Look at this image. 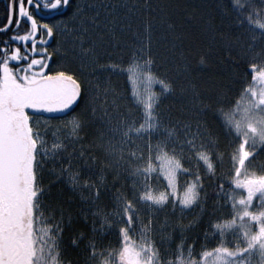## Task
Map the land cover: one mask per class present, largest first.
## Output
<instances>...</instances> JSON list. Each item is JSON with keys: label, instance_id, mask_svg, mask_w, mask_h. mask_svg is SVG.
Returning <instances> with one entry per match:
<instances>
[{"label": "snow or ice", "instance_id": "snow-or-ice-1", "mask_svg": "<svg viewBox=\"0 0 264 264\" xmlns=\"http://www.w3.org/2000/svg\"><path fill=\"white\" fill-rule=\"evenodd\" d=\"M204 9L203 32L227 51L225 78L241 81L235 107L223 87L201 90L177 48L186 21L151 0H9L0 25V264H264V171L249 167L264 155V0ZM140 17L127 67L104 61ZM154 42L179 56L176 79L155 72ZM125 72L146 86L132 91L134 111L111 86V74ZM170 97L175 112L162 109ZM186 151L195 170L177 158ZM206 182L215 183L211 196ZM197 229L202 236L191 237Z\"/></svg>", "mask_w": 264, "mask_h": 264}, {"label": "trees", "instance_id": "trees-1", "mask_svg": "<svg viewBox=\"0 0 264 264\" xmlns=\"http://www.w3.org/2000/svg\"><path fill=\"white\" fill-rule=\"evenodd\" d=\"M9 0H0V25L6 22V5ZM153 7L159 5L164 9L165 13L174 20L186 21L188 27L187 30H182L183 39L177 41V48L183 50L187 56L188 63L190 64V70L197 78L196 82L200 85L201 90L206 95L214 94L216 89L223 87L225 91L224 103L229 107H233L235 102L240 98L242 92L241 81L236 80L235 83L228 81L225 78V74L220 64V60L227 55V51L223 49L219 43L213 45L211 38L203 32L201 28V16L204 14V5L212 3V0H151ZM145 15L148 13V9H144ZM143 17L136 20L133 25L132 31L125 33L120 37L118 43L114 42L110 48L109 53L103 56L104 61L109 63H122L125 67L127 64L124 62L130 58L131 52L136 47L135 32L140 26ZM23 34V26L19 30ZM258 31V30H257ZM39 47V46H38ZM55 48V43L50 42L48 46L49 52ZM153 55L156 58L154 69L160 77L168 79H176V64L179 62V56H173L168 51L167 47H161L160 45L153 43L152 46ZM260 48L257 45L256 53H259ZM208 55V64L206 67H200L198 65V58L200 54ZM55 59V57H53ZM66 67L70 71H74L75 67L72 64H66ZM247 71L246 65H241L239 72L243 73ZM106 77L108 74H105ZM111 86L116 89L122 98V105L126 110H133L132 108V92L129 83V74L118 73L111 74L110 76ZM250 80V77H249ZM156 90H159V86H156ZM179 100L175 97L166 99L162 105V109L165 112L169 110L175 112L179 107ZM222 121H217L215 124L216 131H219V126ZM223 140V136H221ZM223 146V145H222ZM202 175L208 174L204 171ZM207 193L213 195L214 182H206Z\"/></svg>", "mask_w": 264, "mask_h": 264}, {"label": "rangeland", "instance_id": "rangeland-1", "mask_svg": "<svg viewBox=\"0 0 264 264\" xmlns=\"http://www.w3.org/2000/svg\"><path fill=\"white\" fill-rule=\"evenodd\" d=\"M55 47H56V44H55ZM129 83H130V86H131V92L136 87H140L142 91L144 90V87H146L145 85L134 84L130 80H129ZM238 100H240V98ZM236 102H235L233 107L236 106ZM53 123L55 124L57 122L53 121ZM137 143H140V142L137 141ZM169 155H172L170 150H169ZM176 155H177V158L180 159L182 166L193 167L194 170H195V166L197 164V161H196V158H195V152L186 151L185 155H183V156H181L179 154V152H177ZM137 163H143V162H137ZM137 163H133L132 165H130V167L135 168L137 166ZM200 163L202 164V162H200ZM249 167H250L251 170L264 171V155H258L255 158V160H253L252 164L249 165ZM204 172H206V171H204ZM227 172H229V168L226 165L217 174L220 175V174H225ZM178 179H179V185H178L179 192H180V194H182L184 189H185V187H186V179H185L183 173L178 174ZM160 180H161V183L155 185L157 192L164 190V187L166 185V182L163 181V177H160ZM205 190L207 191L206 185H205ZM198 212H199V209H197L196 212H192V213L186 214L184 216V223L187 224L189 221H191L193 216L196 215ZM161 215L163 216V214H161ZM197 234L202 236V233L199 232V229H197L194 232L190 233V236L191 237H195ZM137 242H139V241H137ZM103 244H104V247L106 249H109V250L116 249L117 248V237H116V234L115 233L110 234L107 238L104 239ZM209 250H210V248H209ZM197 251H199V246H197ZM71 255H72L73 258L79 259V256H78L77 253L73 252V253H71ZM186 255L187 254L185 253V258H186ZM173 259H175V257H173Z\"/></svg>", "mask_w": 264, "mask_h": 264}]
</instances>
